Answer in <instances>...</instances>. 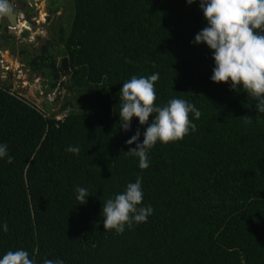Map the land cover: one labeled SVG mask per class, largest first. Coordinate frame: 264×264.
Returning <instances> with one entry per match:
<instances>
[{
	"label": "trees",
	"instance_id": "16d2710c",
	"mask_svg": "<svg viewBox=\"0 0 264 264\" xmlns=\"http://www.w3.org/2000/svg\"><path fill=\"white\" fill-rule=\"evenodd\" d=\"M72 1L70 24H58L38 53H19L49 91L67 75L55 48L67 57L65 87L77 105L69 98L58 112L75 110L58 118L0 85V143L12 158L0 160V223L8 225L0 255L23 248L37 264H264V114L246 92L210 81L211 52L191 43L206 26L198 3ZM2 33L1 47L14 52L6 21ZM153 73L154 103L186 99L201 116L183 139L158 142L142 170L126 141L147 124L134 117L129 131L119 128V90ZM138 175L153 214L122 234L105 230L104 201ZM76 186L89 191L84 205Z\"/></svg>",
	"mask_w": 264,
	"mask_h": 264
},
{
	"label": "clouds",
	"instance_id": "9594fccd",
	"mask_svg": "<svg viewBox=\"0 0 264 264\" xmlns=\"http://www.w3.org/2000/svg\"><path fill=\"white\" fill-rule=\"evenodd\" d=\"M193 3H198L206 26L195 34L191 43L204 44L210 50L214 64L210 81L227 83L232 89L246 92L255 100L256 111L264 114V0H186L187 5ZM15 15V0H0V20ZM18 15L22 19L21 13ZM158 79L159 73L147 77L134 75L119 90V128L129 131L134 117L140 125L147 124L143 133L137 130L126 141L127 145L135 144L126 154L136 158L142 170L149 167V152L158 142L167 144L183 139L196 131L193 120L201 116L195 104L186 99L173 97L164 104L154 103L157 99L154 85ZM141 135L142 142H138ZM66 151L78 155L80 147L70 145ZM0 160L11 163L7 143H0ZM75 192L79 205H84L90 196L88 189L76 186ZM142 200V177L138 175L122 192L104 201L101 210L104 229L122 234L134 224L147 222L154 209L142 205ZM7 231V222L0 223V232ZM0 264H37V261L27 250L19 248L0 255ZM42 264H64V261L43 259Z\"/></svg>",
	"mask_w": 264,
	"mask_h": 264
},
{
	"label": "rangeland",
	"instance_id": "374dc122",
	"mask_svg": "<svg viewBox=\"0 0 264 264\" xmlns=\"http://www.w3.org/2000/svg\"><path fill=\"white\" fill-rule=\"evenodd\" d=\"M15 4L20 6L17 12L21 13L22 19L20 18L18 22V29L15 32H9L15 40V51L12 52L0 45V85H9L12 92L43 111H47V107H50V112L59 113L58 118H61L64 114L76 108V106L71 107L68 105L67 110L58 112L67 99L70 98L72 102L76 103V94L73 96L65 87L69 73L62 76L56 87L49 91L45 79L38 76V74L31 73L25 66V56H22L19 50L25 49L27 54L38 53L41 46L52 39V34L55 35L58 24H70L73 19V1L15 0ZM55 8H57L56 11L51 13L50 9ZM27 15L31 17V22L35 23L33 26L27 25ZM51 24L56 25L52 33L49 30ZM4 27L5 21L0 20V33ZM54 52L57 55L56 62L59 64L62 59L61 53L57 47Z\"/></svg>",
	"mask_w": 264,
	"mask_h": 264
},
{
	"label": "water",
	"instance_id": "95a60500",
	"mask_svg": "<svg viewBox=\"0 0 264 264\" xmlns=\"http://www.w3.org/2000/svg\"><path fill=\"white\" fill-rule=\"evenodd\" d=\"M19 19H20V15L16 14L12 19L7 20L8 24H9V27H8L9 32H15L18 29ZM27 25L33 26L32 23H27ZM61 65L63 68H65L66 73H70L67 57H63L61 59Z\"/></svg>",
	"mask_w": 264,
	"mask_h": 264
},
{
	"label": "flooded vegetation",
	"instance_id": "af4514ba",
	"mask_svg": "<svg viewBox=\"0 0 264 264\" xmlns=\"http://www.w3.org/2000/svg\"><path fill=\"white\" fill-rule=\"evenodd\" d=\"M19 8H20V6H16V14H18L17 9H19ZM5 21H6V26L8 27L9 24H8L7 20H5ZM0 36H3V33L2 32L0 33Z\"/></svg>",
	"mask_w": 264,
	"mask_h": 264
},
{
	"label": "bare ground",
	"instance_id": "6f19581e",
	"mask_svg": "<svg viewBox=\"0 0 264 264\" xmlns=\"http://www.w3.org/2000/svg\"><path fill=\"white\" fill-rule=\"evenodd\" d=\"M22 16V15H21ZM20 28V27H19Z\"/></svg>",
	"mask_w": 264,
	"mask_h": 264
}]
</instances>
